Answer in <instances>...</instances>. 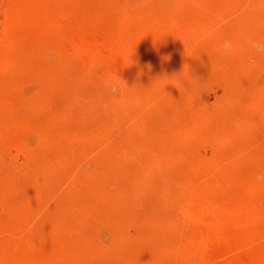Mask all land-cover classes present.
I'll return each mask as SVG.
<instances>
[{
    "label": "rangeland",
    "instance_id": "374dc122",
    "mask_svg": "<svg viewBox=\"0 0 264 264\" xmlns=\"http://www.w3.org/2000/svg\"><path fill=\"white\" fill-rule=\"evenodd\" d=\"M0 264H264V0H0Z\"/></svg>",
    "mask_w": 264,
    "mask_h": 264
}]
</instances>
